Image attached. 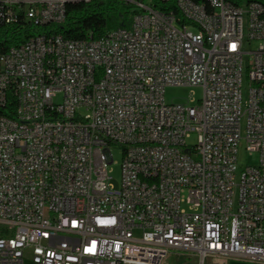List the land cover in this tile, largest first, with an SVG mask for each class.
I'll use <instances>...</instances> for the list:
<instances>
[{
  "label": "built area",
  "instance_id": "built-area-1",
  "mask_svg": "<svg viewBox=\"0 0 264 264\" xmlns=\"http://www.w3.org/2000/svg\"><path fill=\"white\" fill-rule=\"evenodd\" d=\"M122 1L129 26L78 40L51 29L61 0H0V23L39 29L0 54V264L264 263V0Z\"/></svg>",
  "mask_w": 264,
  "mask_h": 264
},
{
  "label": "trees",
  "instance_id": "trees-1",
  "mask_svg": "<svg viewBox=\"0 0 264 264\" xmlns=\"http://www.w3.org/2000/svg\"><path fill=\"white\" fill-rule=\"evenodd\" d=\"M119 2L117 0H95L90 2L68 3L66 6V18L62 25L52 28L66 38L84 39L99 38L110 30L114 24L129 26L134 9L131 12H115ZM127 8H133L132 5L122 3ZM111 12V13H110ZM35 27L26 21L6 25L0 23V54L5 52L11 46L19 45L30 38L36 32ZM14 108V99L11 100L10 109Z\"/></svg>",
  "mask_w": 264,
  "mask_h": 264
},
{
  "label": "rangeland",
  "instance_id": "rangeland-1",
  "mask_svg": "<svg viewBox=\"0 0 264 264\" xmlns=\"http://www.w3.org/2000/svg\"><path fill=\"white\" fill-rule=\"evenodd\" d=\"M107 1V0H105ZM115 1V0H114ZM119 2L118 6L115 7V9H111L115 10V12H131L134 8H127L126 6H123L122 0H117ZM243 2H246L247 0H242ZM110 12V13H111ZM116 28V26L113 24L110 29ZM245 51L250 52L253 51L256 47V43H246L245 46ZM249 53L245 54V61L246 63L249 60ZM243 96L244 98H246L247 96V90H248V81H247V77H246V73H244L243 76ZM203 96V88L201 86H168L166 87L165 90V98L167 100V102H175V103H180V102H189L191 104H197L199 102V100L202 98ZM57 102H61L62 101V95L59 94L56 98ZM196 139L197 136L196 134H192L189 138H188V144L190 145H194L196 143ZM112 152H113V162L109 164L108 166V175L111 176L112 178V182L114 183V185L117 187L120 184V180H121V161H122V148L118 147V146H114L112 148ZM258 162V153L257 152H248L246 151V149L244 148V146L240 147L239 149V153H238V166H239V170L243 169L245 166L247 165H251V164H256ZM187 207V206H186ZM188 254H191V252L189 251H185L184 255L180 257V261L181 264H194L193 261L194 259L190 258L188 259V257H186ZM221 258H208L206 260V264H221ZM251 262V261H250ZM252 263H257V262H252ZM25 264H32L30 260H26ZM257 264H264V263H257Z\"/></svg>",
  "mask_w": 264,
  "mask_h": 264
},
{
  "label": "bare ground",
  "instance_id": "bare-ground-1",
  "mask_svg": "<svg viewBox=\"0 0 264 264\" xmlns=\"http://www.w3.org/2000/svg\"><path fill=\"white\" fill-rule=\"evenodd\" d=\"M91 0H61V10H66V6L68 3H77V2H90ZM198 2H205L208 0H195ZM231 1V0H224ZM245 5H255V0H247ZM219 9V0H212L210 2V10H218ZM200 12H209V4L208 3H200ZM61 36H63L61 34ZM0 137H8V130H0ZM95 234H103V227H95Z\"/></svg>",
  "mask_w": 264,
  "mask_h": 264
},
{
  "label": "crops",
  "instance_id": "crops-1",
  "mask_svg": "<svg viewBox=\"0 0 264 264\" xmlns=\"http://www.w3.org/2000/svg\"><path fill=\"white\" fill-rule=\"evenodd\" d=\"M221 264H257V263H252L248 260H244L241 258H230L227 260H221Z\"/></svg>",
  "mask_w": 264,
  "mask_h": 264
}]
</instances>
